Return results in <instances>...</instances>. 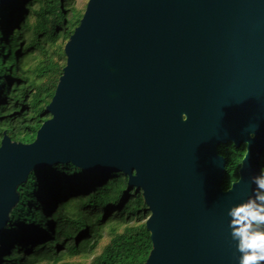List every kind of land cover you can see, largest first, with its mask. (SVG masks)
Segmentation results:
<instances>
[{
	"label": "water",
	"instance_id": "water-1",
	"mask_svg": "<svg viewBox=\"0 0 264 264\" xmlns=\"http://www.w3.org/2000/svg\"><path fill=\"white\" fill-rule=\"evenodd\" d=\"M64 52L35 141L2 140L0 236L31 172L72 164L142 192L145 264H238L227 212L264 152V0H89ZM230 143L246 154L225 191Z\"/></svg>",
	"mask_w": 264,
	"mask_h": 264
},
{
	"label": "trees",
	"instance_id": "trees-1",
	"mask_svg": "<svg viewBox=\"0 0 264 264\" xmlns=\"http://www.w3.org/2000/svg\"><path fill=\"white\" fill-rule=\"evenodd\" d=\"M81 1L0 5V146L5 135L31 144L51 118L46 108L67 63L65 45L83 16ZM218 152L227 161V191L239 180L246 145H221ZM17 194L0 236V264H145L151 253V212L122 173L58 164L31 172ZM83 257L93 258L77 262Z\"/></svg>",
	"mask_w": 264,
	"mask_h": 264
},
{
	"label": "clouds",
	"instance_id": "clouds-1",
	"mask_svg": "<svg viewBox=\"0 0 264 264\" xmlns=\"http://www.w3.org/2000/svg\"><path fill=\"white\" fill-rule=\"evenodd\" d=\"M251 183L256 185L253 195L227 212L230 235L240 253L238 264H264V169Z\"/></svg>",
	"mask_w": 264,
	"mask_h": 264
},
{
	"label": "rangeland",
	"instance_id": "rangeland-1",
	"mask_svg": "<svg viewBox=\"0 0 264 264\" xmlns=\"http://www.w3.org/2000/svg\"><path fill=\"white\" fill-rule=\"evenodd\" d=\"M87 2H88V0L87 1L83 0V1L79 2V4H78V10H79L78 14H79V16H80V14H82V12H84ZM92 258L93 257H90V258H86V257L79 258V259H77V262L89 263L92 260ZM70 261H72V260H70Z\"/></svg>",
	"mask_w": 264,
	"mask_h": 264
},
{
	"label": "flooded vegetation",
	"instance_id": "flooded-vegetation-1",
	"mask_svg": "<svg viewBox=\"0 0 264 264\" xmlns=\"http://www.w3.org/2000/svg\"><path fill=\"white\" fill-rule=\"evenodd\" d=\"M89 1V0H88ZM88 3V2H87ZM86 7H87V4H86ZM86 7H85V10H86ZM85 10H84V12H83V15H84V13H85ZM83 17V16H82Z\"/></svg>",
	"mask_w": 264,
	"mask_h": 264
}]
</instances>
